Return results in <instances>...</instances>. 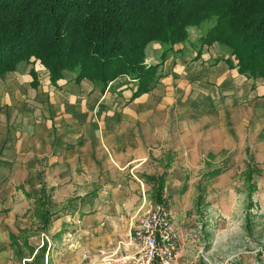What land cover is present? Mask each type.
<instances>
[{"label": "crops", "instance_id": "crops-1", "mask_svg": "<svg viewBox=\"0 0 264 264\" xmlns=\"http://www.w3.org/2000/svg\"><path fill=\"white\" fill-rule=\"evenodd\" d=\"M208 29L205 27L200 32L201 40ZM218 45L222 46L218 50L228 49L218 42L210 46L201 42L198 46L197 39H193L176 45L172 54L162 60L165 46L150 42L146 62L159 64L161 77L152 90L136 98L132 97L138 85L129 82L126 76L104 87L89 78H79L76 70H63L62 76L54 81L51 71L42 62L26 60L0 74V211L22 207L27 197H34L36 202L42 188L39 175L47 189L52 190L50 199L54 205L66 202L68 206L75 199L79 204L74 210L63 209L65 212L59 211L52 217V222L41 233L42 243L38 246L31 242L32 235L28 234L35 253L47 241L45 263L54 264L53 251L57 247L68 250L70 247L72 252L81 253L79 260L87 251L97 250L98 245L102 246L98 251L119 245L124 246L123 252L134 249L129 244L132 237L128 219L124 227H110L105 218L111 213L117 214L113 210L106 214L103 206L108 201L113 206L117 202L120 212L113 217H127L129 207L136 200L147 199L145 183L141 181V190L136 175L132 173L137 179L134 181L126 171L137 170L149 158L150 147H146L145 141L157 132L153 129L150 133L146 126L139 128L138 125L139 121L157 117L161 95L167 102H178L177 95L184 91L188 95L192 91L189 82L194 80L196 89H202L200 99L221 97L222 114L246 109L264 113V82L246 77L237 66L230 65L227 59L232 56L231 50V56H217L208 51ZM183 71L189 73L188 77H181ZM214 83L220 84L221 90ZM232 103L235 106H223ZM150 109L153 119L149 117ZM203 127L201 125L200 129ZM189 131L195 133L194 129ZM158 132L161 134L160 130ZM199 148L192 145L190 149L198 156ZM162 175L167 183V174ZM183 180L180 191L187 193L192 187L190 179L186 175ZM135 188L139 189V196L134 193ZM172 221L176 231L179 230L173 218ZM69 222L75 223V230L67 231ZM46 232L58 240L48 245ZM44 235H47L46 240ZM86 235H95L92 245L84 240ZM18 240L23 245L24 241ZM177 240L180 242L179 238ZM23 248L24 258L20 259L24 264L32 257L31 252L25 255L26 248ZM95 254L90 256L97 264Z\"/></svg>", "mask_w": 264, "mask_h": 264}, {"label": "rangeland", "instance_id": "rangeland-1", "mask_svg": "<svg viewBox=\"0 0 264 264\" xmlns=\"http://www.w3.org/2000/svg\"><path fill=\"white\" fill-rule=\"evenodd\" d=\"M215 20L206 21L198 27H189V36L183 43L197 39L199 46L203 42L199 37L200 32L204 31L205 27L212 26ZM163 46L166 49L168 44ZM218 47L222 48L218 45L208 48V51L217 56H231L230 50H218ZM169 54H172L171 51ZM39 62L41 61H37ZM145 63L147 64L146 60ZM183 75L188 77L189 73L183 71L181 77ZM124 76L128 77L129 82L137 85L132 76ZM257 79L260 83L264 82L263 79ZM193 81L189 82L192 91L188 92V95L186 91L177 95L180 101L167 102L161 95V107L155 113L157 117L153 119L150 109L149 117L153 120L139 121V128L146 126L150 133L155 129L157 135L147 137L148 141H145L146 147H150V154L143 166L137 170L133 169L134 171L127 169L126 172L134 181L139 179L137 182L141 184V190V181L145 183L147 199L136 200L133 206L129 207L130 215L127 217H113L118 216L120 212L119 204L116 202L113 206L108 201L103 206L106 214L113 210L117 215L109 214L110 217L105 218V222H109L110 227H124L125 219H128V231L133 233L140 216L149 208L150 203L161 204L168 212H172V218L179 230L181 229L180 235L177 229V239L179 238L180 242L177 240L175 264H264V113L246 109L222 114L220 110L224 101L221 97L200 99L202 89H196ZM213 85L221 90L220 84ZM216 92L217 88L215 95ZM223 106L232 107L235 104ZM201 125L204 129H200ZM190 129H194L195 133H190ZM192 145L200 147L198 156L190 149ZM247 148L251 151H247ZM250 154L254 156V162L262 168L261 175L254 174L257 190L253 193V203H250L248 198L250 188L244 178ZM219 166H227V169L218 176L208 175L210 170ZM162 174H167V183L161 192L163 200L159 201L156 184L157 177ZM186 175L192 187L191 191L183 193L180 189ZM51 191L49 189L48 193ZM138 191V188L134 189V193L139 196ZM33 198L31 196L27 197V201L23 200L22 207L0 211V264H23L11 248L10 233L15 232L21 241L31 234L30 240L35 246L42 243L41 233L45 232V228L42 227L38 206ZM49 207L55 216L59 211L63 213V209L74 210L79 204L75 199L70 201L68 206L65 202L59 205L49 203ZM123 209L126 211V208ZM67 226V231L75 230L74 222H69ZM46 234L49 237L48 245L58 240L52 238L48 232ZM46 236L44 235L45 240ZM83 238L92 245L95 235H86ZM129 239L130 236L127 237L128 241ZM97 247L95 251L84 253L82 260L78 257L81 253L72 252L70 247L69 250L67 247H57L58 249L53 251V263L93 264L95 260L90 256L91 253H96L98 260V249L102 248L101 245ZM29 253L30 248H26L25 255L28 256Z\"/></svg>", "mask_w": 264, "mask_h": 264}, {"label": "trees", "instance_id": "trees-1", "mask_svg": "<svg viewBox=\"0 0 264 264\" xmlns=\"http://www.w3.org/2000/svg\"><path fill=\"white\" fill-rule=\"evenodd\" d=\"M213 19L203 43L222 44L231 50L230 65L250 78L263 79L264 0H0V74L23 60H40L54 81L63 70H76L79 78L104 87L129 75L137 81L132 97L136 98L152 90L161 77L159 64L145 63L150 42L168 44L164 60L186 41L189 27ZM254 160L251 155L244 175L250 203L257 190L254 174H262ZM226 169L219 166L208 175L218 176ZM39 180L42 188L36 204L45 228L52 222V200L41 175ZM165 183L163 175L157 179L159 201ZM18 239L12 232L15 253L24 258L23 246L31 252L32 259L24 264H51L45 263L47 241L35 253L28 237L23 245Z\"/></svg>", "mask_w": 264, "mask_h": 264}, {"label": "built area", "instance_id": "built-area-1", "mask_svg": "<svg viewBox=\"0 0 264 264\" xmlns=\"http://www.w3.org/2000/svg\"><path fill=\"white\" fill-rule=\"evenodd\" d=\"M134 229L129 243L133 250L123 252L121 246L99 250L97 264H175L177 231L163 205L150 203Z\"/></svg>", "mask_w": 264, "mask_h": 264}]
</instances>
